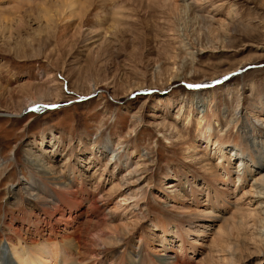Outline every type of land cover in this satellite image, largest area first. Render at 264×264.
<instances>
[{
    "label": "rangeland",
    "instance_id": "1",
    "mask_svg": "<svg viewBox=\"0 0 264 264\" xmlns=\"http://www.w3.org/2000/svg\"><path fill=\"white\" fill-rule=\"evenodd\" d=\"M263 108L264 0H0V232H28L53 171L105 198L78 219L88 264H264L249 184L201 136L264 159Z\"/></svg>",
    "mask_w": 264,
    "mask_h": 264
},
{
    "label": "bare ground",
    "instance_id": "2",
    "mask_svg": "<svg viewBox=\"0 0 264 264\" xmlns=\"http://www.w3.org/2000/svg\"><path fill=\"white\" fill-rule=\"evenodd\" d=\"M187 6L188 4L186 7ZM36 99H34V97L29 99L30 103L28 106L26 105L27 107L25 106L24 109L31 107L32 103L35 104ZM259 119L264 120L263 117H260ZM201 123L204 124L202 128L203 132L201 134L203 140L207 142L213 140V148L219 149L218 153H220V155L218 156L219 158H222V161H219L218 158L217 163L220 164L223 169V174L220 176V178L223 181L233 183V185L237 182L238 184L240 183V186L249 184L246 190L242 192V196H245L246 194L253 196L255 199L254 201L257 202L256 207H260V216L258 215L257 217H259V222L261 223L262 228H260L258 236H260V239L263 240L264 159L258 160L254 159L253 157H248L238 148L236 144L231 145L229 149H227L230 158H228V156L226 157L223 155L226 151L223 150V147L225 148L227 145H219L218 141L217 144L215 143L216 138H214L212 135L210 120H203ZM215 154L217 155V153ZM232 161H234L236 167L235 170L230 168ZM32 176V183L27 185L25 189H27L29 192L27 203L30 202L31 206H33L31 209L36 211L32 214L30 212V208H27V211L30 213L27 214L26 218L22 220L23 225L28 228V232L21 233L15 228H12L5 233L0 232V264H88V262L85 260L86 258L84 259V257L82 258L79 255V250L82 247L84 240L77 232L78 228H80V222L78 219L82 217L80 216V212L83 208L86 209L84 210L87 213L91 211L92 214H99L103 207L102 200L105 198L102 197L103 195H100L99 200L90 199L88 201L86 197L85 200H87V203H84L85 200L82 201L78 193L72 189L70 184L71 181H67V179H59V181L58 176L54 175L53 171H46V173L38 175L35 173ZM238 184H236L235 188L238 186ZM127 195V198L124 199L125 201L130 198H133L132 201H136L138 198V196L133 194ZM14 199L16 200L18 197L14 196ZM248 202H251V199L248 200ZM40 213L41 215H39ZM65 213L72 215L73 218L71 219L67 217V222L59 221L58 218H62ZM108 217L112 218V215ZM10 218L11 220L15 219L14 216H11ZM3 222L4 226L7 228L9 226H13L12 223L10 224V221ZM93 238L95 237L93 236ZM92 240L97 241L98 246L102 244H99V238ZM75 249L78 250V255L73 254V250ZM138 256L139 257L136 260L132 259L133 264H154L152 262L146 263L144 258L142 259L143 256L141 253ZM125 259H127V256L124 253H121L115 258L113 262L115 264H125ZM182 259L184 260V256L180 258L177 257V255H171L161 259L160 263L183 264L181 263Z\"/></svg>",
    "mask_w": 264,
    "mask_h": 264
}]
</instances>
